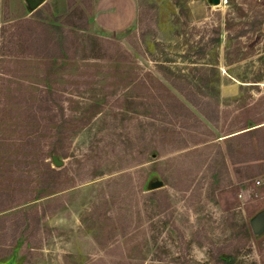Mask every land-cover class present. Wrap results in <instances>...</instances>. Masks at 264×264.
Returning a JSON list of instances; mask_svg holds the SVG:
<instances>
[{
    "label": "rangeland",
    "instance_id": "1",
    "mask_svg": "<svg viewBox=\"0 0 264 264\" xmlns=\"http://www.w3.org/2000/svg\"><path fill=\"white\" fill-rule=\"evenodd\" d=\"M4 15L0 264H264V0Z\"/></svg>",
    "mask_w": 264,
    "mask_h": 264
},
{
    "label": "water",
    "instance_id": "2",
    "mask_svg": "<svg viewBox=\"0 0 264 264\" xmlns=\"http://www.w3.org/2000/svg\"><path fill=\"white\" fill-rule=\"evenodd\" d=\"M26 2L29 4V6L31 8L35 7L36 4L38 3V0H26ZM212 3L213 4H218L219 3V0H212ZM52 162L55 166L59 167L61 166L62 162L60 160H58L55 156L52 157ZM160 185V182H154L151 184L152 187H157ZM264 222L262 220H260V217H258L257 219H255L253 222H252V225H253V228H254V231L255 232H258V226L263 224Z\"/></svg>",
    "mask_w": 264,
    "mask_h": 264
},
{
    "label": "trees",
    "instance_id": "3",
    "mask_svg": "<svg viewBox=\"0 0 264 264\" xmlns=\"http://www.w3.org/2000/svg\"><path fill=\"white\" fill-rule=\"evenodd\" d=\"M85 29V28H84ZM2 32L0 33V49H1V44H2ZM167 93H168V91H167ZM174 97V96H173ZM175 98V100L177 101V103L183 108V109H185V110H187V111H189V112H187V113H189L193 118H195L197 121H200L199 119H197L196 118V116L192 113V112H190V110L188 109V108H186L184 105H182V103L180 102V101H178V99L176 98V97H174ZM188 101H190L191 102V100H189V99H187ZM193 104V103H192ZM194 105V104H193ZM196 108H197V106H196ZM175 117H177V116H175ZM177 119V118H176ZM262 127V126H261ZM256 129H260V127L259 128H256ZM243 133H246V132H242V133H240V134H243ZM233 137V136H232ZM64 156H66V154H64ZM257 231H259V230H257Z\"/></svg>",
    "mask_w": 264,
    "mask_h": 264
},
{
    "label": "crops",
    "instance_id": "4",
    "mask_svg": "<svg viewBox=\"0 0 264 264\" xmlns=\"http://www.w3.org/2000/svg\"><path fill=\"white\" fill-rule=\"evenodd\" d=\"M4 5H5V0H0V33L2 28L1 26L3 25V22L5 21L6 18L4 15Z\"/></svg>",
    "mask_w": 264,
    "mask_h": 264
}]
</instances>
